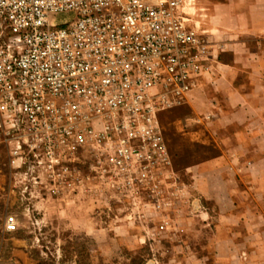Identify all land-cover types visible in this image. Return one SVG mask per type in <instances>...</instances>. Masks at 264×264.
Returning a JSON list of instances; mask_svg holds the SVG:
<instances>
[{
	"label": "built area",
	"instance_id": "2783aa9c",
	"mask_svg": "<svg viewBox=\"0 0 264 264\" xmlns=\"http://www.w3.org/2000/svg\"><path fill=\"white\" fill-rule=\"evenodd\" d=\"M208 18L197 0H0V135L22 195L45 184L75 196L94 180L151 222V238L181 243L161 114L214 75Z\"/></svg>",
	"mask_w": 264,
	"mask_h": 264
},
{
	"label": "crops",
	"instance_id": "0c3cea01",
	"mask_svg": "<svg viewBox=\"0 0 264 264\" xmlns=\"http://www.w3.org/2000/svg\"><path fill=\"white\" fill-rule=\"evenodd\" d=\"M197 2L218 59L190 94L189 118L219 151L188 170L207 235L197 244L213 264H264V0Z\"/></svg>",
	"mask_w": 264,
	"mask_h": 264
},
{
	"label": "rangeland",
	"instance_id": "374dc122",
	"mask_svg": "<svg viewBox=\"0 0 264 264\" xmlns=\"http://www.w3.org/2000/svg\"><path fill=\"white\" fill-rule=\"evenodd\" d=\"M190 114L189 104L161 114L182 187L171 197L169 213L174 225L183 228L181 243L151 238L145 228L151 222L131 219L127 198L94 180L75 196H50L45 184L31 187L35 196H23L0 135V264H213L209 248L197 244L207 235L197 221L201 217L193 219L188 170L219 151L203 121L194 122ZM83 169H90L89 159ZM10 215L17 220L15 231L6 227Z\"/></svg>",
	"mask_w": 264,
	"mask_h": 264
},
{
	"label": "trees",
	"instance_id": "16d2710c",
	"mask_svg": "<svg viewBox=\"0 0 264 264\" xmlns=\"http://www.w3.org/2000/svg\"><path fill=\"white\" fill-rule=\"evenodd\" d=\"M169 145V144H168Z\"/></svg>",
	"mask_w": 264,
	"mask_h": 264
}]
</instances>
